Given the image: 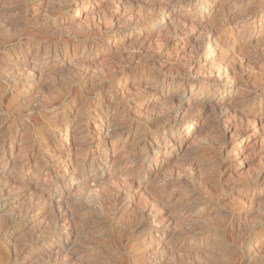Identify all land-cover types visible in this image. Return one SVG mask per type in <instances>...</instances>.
<instances>
[{
    "label": "rangeland",
    "instance_id": "rangeland-1",
    "mask_svg": "<svg viewBox=\"0 0 264 264\" xmlns=\"http://www.w3.org/2000/svg\"><path fill=\"white\" fill-rule=\"evenodd\" d=\"M9 183L0 264H264V0H0Z\"/></svg>",
    "mask_w": 264,
    "mask_h": 264
},
{
    "label": "bare ground",
    "instance_id": "bare-ground-1",
    "mask_svg": "<svg viewBox=\"0 0 264 264\" xmlns=\"http://www.w3.org/2000/svg\"><path fill=\"white\" fill-rule=\"evenodd\" d=\"M116 18H117V16H115L114 18H113V20H116ZM146 22H145V24H148L149 22L147 21V20H145ZM3 28H8V27H10L9 25H7V24H2L1 25ZM209 39V38H208ZM206 41H208L209 43H211L212 41L214 42V37H211L209 40H206ZM31 56V53L30 52H24V54H23V58L24 59H26V58H29ZM73 61L75 62L76 60H74L73 59ZM34 72H36V70H34V69H31L30 70V73H34ZM8 81H9V84H11L13 87L14 86H17V85H20L22 82H24L25 80H24V78H16V79H8ZM97 87H96V85H94V84H92L91 83V85H90V87H89V90H90V92H92V91H94L95 89H96ZM101 89V88H100ZM106 98V97H105ZM104 98V99H105ZM165 99V98H164ZM85 100V99H84ZM86 101V100H85ZM181 109H182V107L181 106H179V104H178V106H177V111L179 112V111H181ZM235 111H238V110H235ZM240 113V112H239ZM191 121V119L189 118L188 120H185L183 123H181V125H186L187 123H189ZM219 121H220V119H219ZM124 127V126H123ZM168 129V128H167ZM162 132H166V129L165 130H163ZM47 133H48V131H47ZM41 134V133H40ZM50 134V133H49ZM110 134V131L106 128V133H105V137H107L108 135ZM42 135V134H41ZM44 135V134H43ZM68 136V135H67ZM42 137V136H41ZM40 137V138H41ZM104 137V136H103ZM102 137V138H103ZM44 138V137H43ZM104 139V138H103ZM52 143H53V141H52ZM53 145V144H52ZM53 148H54V150L53 151H57L56 149H55V145H53ZM44 149V148H43ZM60 150V149H59ZM12 151V150H11ZM65 154V153H64ZM67 154V153H66ZM56 156H58L59 158H61L62 156H63V153H61V152H58L57 153V155ZM96 159V158H95ZM18 163V162H17ZM16 163V164H17ZM6 166V169H8L9 168V166L11 165L10 163H7V164H5ZM13 165V164H12ZM58 165H60V164H58ZM12 167V166H11ZM17 167V166H16ZM69 170V169H68ZM92 171V170H91ZM69 172V171H68ZM90 172V171H89ZM66 174V173H65ZM77 175V173H75V176ZM90 175H92L93 177H98L99 176V174L96 172V170L95 171H93V172H91L90 173ZM79 176V175H78ZM88 179V177L87 176H82L81 178H79V180H78V182L79 183H83L84 181L86 182V180ZM185 180V179H184ZM260 180V179H259ZM14 181V180H13ZM9 182H11V179L9 180ZM77 182V181H76ZM12 183V182H11ZM11 183H9V184H7L6 186H4L3 188H2V191L0 192V193H6V191H7V189L10 187V185H11ZM13 184V183H12ZM15 184V183H14ZM65 184V183H64ZM72 187V186H71ZM8 192V191H7ZM0 195H2V194H0ZM5 194H3V196H4ZM2 196V197H3ZM121 197V195L119 194V195H117L115 198H113V202H114V204H117V203H119V198ZM45 201V200H44ZM52 201V200H51ZM39 205H43L44 206V204H41V203H39ZM46 205V204H45ZM2 207V206H1ZM41 208H42V206H41ZM44 208V207H43ZM65 209V208H64ZM67 209V210H66ZM63 212H60V214L58 215V216H55V224H58V222H64V223H67V227L69 228V226H71L70 224H72V221H73V219H74V212H72L70 209H68V208H66ZM36 211H37V206H32L30 209H29V211L28 212H24V213H15L14 215H13V220L12 221H10V222H8V223H6L3 227H2V229H3V234H6L7 235V233H8V231L10 230V229H15V228H19V229H26L30 224H31V215L33 214V213H36ZM61 211V210H60ZM74 211V210H73ZM81 216V215H80ZM83 216V215H82ZM85 216V215H84ZM83 216V217H84ZM1 218V217H0ZM20 218V219H19ZM19 219V220H18ZM60 225V224H59ZM138 225L140 226V227H142V226H144L145 225V222L143 221V220H140L139 222H138ZM1 226V225H0ZM64 227V226H63ZM66 227V228H67ZM56 228H54V230H55ZM59 230V229H58ZM67 230V229H66ZM66 230H64L63 229V231H66ZM45 231H47L46 230V228H38V230H36V232H35V234L33 235V237H29V239L27 240V242H26V245L20 250L19 249V252L17 253V256H16V261L17 260H20L23 256H25L26 254H27V249H28V247L29 246H34L35 247V249L37 250H39V247H41V246H43V244L45 243V241L47 240L46 239V237L48 236V235H50V233H44ZM44 233V234H43ZM38 234H40V235H38ZM199 234V233H198ZM206 234V233H205ZM1 235V234H0ZM10 235V234H9ZM37 235H38V237H37ZM212 235V234H211ZM4 236V235H3ZM8 236V235H7ZM193 236V235H192ZM194 237V236H193ZM220 237V239L221 240H223V237L222 236H219ZM12 238H13V235H10L9 236V240H10V242H11V240H12ZM5 239V238H4ZM7 239V238H6ZM2 240H3V238H2ZM239 240V239H238ZM246 240V239H245ZM220 241V240H219ZM242 241L243 240H239V244L238 245H240L241 243H242ZM7 242V241H6ZM245 242V241H244ZM248 244V243H247ZM11 245V244H10ZM10 245H7V246H10ZM243 246V245H242ZM8 248V247H7ZM224 250V249H223ZM230 251H228V253H227V255L230 257V259H236L237 257H238V250H236V249H229ZM4 252V251H3ZM2 253V252H1ZM0 253V254H1ZM5 253V252H4ZM31 253V252H30ZM33 254H31V255H33V256H36V251H35V253L34 252H32ZM224 254H226V253H224ZM5 255V254H4ZM1 256V255H0ZM30 256V255H29ZM165 256H164V254L161 256V258H164ZM2 258V257H1ZM5 259V258H4ZM14 259V258H13ZM23 259V258H22ZM1 260V259H0ZM3 261V260H2ZM11 261V260H10ZM236 261V260H235ZM239 262V261H238ZM17 263V262H16ZM12 264V263H11ZM18 264V263H17Z\"/></svg>",
    "mask_w": 264,
    "mask_h": 264
}]
</instances>
